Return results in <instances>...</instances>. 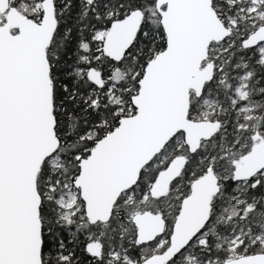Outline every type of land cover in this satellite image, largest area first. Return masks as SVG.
Masks as SVG:
<instances>
[{
	"label": "snow or ice",
	"instance_id": "1",
	"mask_svg": "<svg viewBox=\"0 0 264 264\" xmlns=\"http://www.w3.org/2000/svg\"><path fill=\"white\" fill-rule=\"evenodd\" d=\"M0 264H264V0H0Z\"/></svg>",
	"mask_w": 264,
	"mask_h": 264
}]
</instances>
